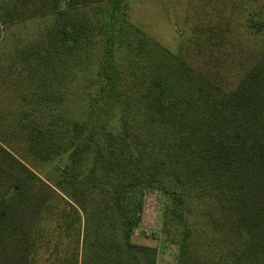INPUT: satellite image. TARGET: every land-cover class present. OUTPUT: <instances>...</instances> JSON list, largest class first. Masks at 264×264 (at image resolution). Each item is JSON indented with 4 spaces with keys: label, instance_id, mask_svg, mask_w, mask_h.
<instances>
[{
    "label": "trees",
    "instance_id": "obj_1",
    "mask_svg": "<svg viewBox=\"0 0 264 264\" xmlns=\"http://www.w3.org/2000/svg\"><path fill=\"white\" fill-rule=\"evenodd\" d=\"M101 1L13 0L5 12L19 7L17 16L53 17L21 54L18 67L28 60L33 68L32 77L23 76V89L30 91L27 110L4 119V128L18 138L23 156L57 162L66 154V162L54 167L52 185L68 206L56 225L63 226L72 214L82 220L83 254L91 264H154V250L131 237L142 191L156 188L185 225L182 247L190 237L186 225L196 215L212 225L213 245H226L222 251L233 264H264V43L236 73L216 69L209 74L186 60V49L173 53L131 27L125 45L131 101L118 125L97 133L88 115L59 111V85L46 67L57 62L71 70L95 36L87 9ZM244 22L249 35H264L260 9L246 12ZM220 28L207 34L195 30L193 44L206 45ZM0 177L6 182L0 191V264H32V219L16 208L31 199L39 206L35 197L45 184L1 143ZM194 199L196 210L189 204ZM21 234L23 244L17 245ZM67 264L77 262L73 258Z\"/></svg>",
    "mask_w": 264,
    "mask_h": 264
},
{
    "label": "rangeland",
    "instance_id": "obj_2",
    "mask_svg": "<svg viewBox=\"0 0 264 264\" xmlns=\"http://www.w3.org/2000/svg\"><path fill=\"white\" fill-rule=\"evenodd\" d=\"M12 1L0 0V143L45 184L41 185L42 190L35 197L39 206L31 199L30 202H20L22 206L18 204L16 208L25 209L28 221L32 219L35 241L32 264H67L73 258L77 264H91L87 253L83 254L87 238L82 220L78 221L76 214H72L73 218L63 226L56 225L62 212L68 211V206L52 185L54 167L66 162V154L57 162L23 156L20 151L23 146L18 138L7 134L4 128V119L10 121L27 110L24 99L30 91L23 89V76L32 77L33 68L28 66V60L18 67L23 57L21 54L53 23L50 15H30L27 12L24 17L17 16L19 7H15L14 13L6 14V8L11 9ZM259 9L264 15V0L98 2L87 9L86 14L95 21V36L76 58L71 70L56 66L57 62L46 67L59 85V111L73 116L88 115L97 133L104 134L118 125V119L124 115L132 95L131 78L126 72L128 48H125L131 27H136L173 53L186 49L183 51L186 60L204 66L209 74L216 73V69L218 72L228 70L236 73L237 66L243 65L247 56L254 54L264 43V35H249L243 27L247 24L244 22L245 13ZM219 24L221 28L207 39L206 45L193 44L195 30L207 34ZM91 102H94L92 107ZM4 141L13 148L5 145ZM5 187V179L0 177V191ZM189 204L194 210L199 207L195 199ZM171 206V200L161 190L145 188L142 191L140 219L131 241L153 249L154 264H233L230 256L226 257L223 252L226 245L221 243L220 248L213 245L214 236L209 237L208 233L212 225L196 215L186 225L190 228V237L182 247L185 225L171 213ZM93 234L94 231L90 230L89 238ZM18 239L22 240V234L15 238V243L22 245L23 240Z\"/></svg>",
    "mask_w": 264,
    "mask_h": 264
}]
</instances>
